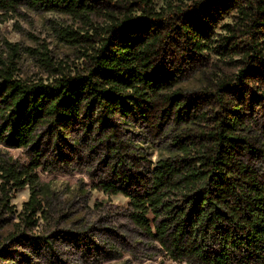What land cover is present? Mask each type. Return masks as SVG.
Here are the masks:
<instances>
[{"label": "trees", "instance_id": "obj_1", "mask_svg": "<svg viewBox=\"0 0 264 264\" xmlns=\"http://www.w3.org/2000/svg\"><path fill=\"white\" fill-rule=\"evenodd\" d=\"M143 1L144 15L119 18L107 13L112 23L99 36L98 47H87L94 51L85 54L92 62L87 75H65L56 69L61 77L50 83L22 80L14 61L0 57V144L34 154L33 165L20 170L3 161L1 177L16 187L30 184L25 206L34 212L39 205L35 170L45 145L67 140L78 128L103 132L113 127V120L140 110L142 103L164 104L162 115L174 116L182 126L169 155L148 166L140 190L128 192L111 183L103 188L129 197L131 221L173 260L264 264L260 163H264V133L259 131V110L264 108V0H195L167 14L149 7L150 0ZM22 8L91 22L104 6L97 0H0V12ZM226 18L233 22L225 23ZM221 26L225 33L213 37ZM60 34L70 43L96 42L69 29ZM180 44L187 66L157 64L161 53ZM210 47L221 60L237 57L240 73L235 81L226 76L208 89L216 98L210 112L191 110L183 84L189 70L210 64L202 59ZM113 144L118 151L120 147ZM110 157L107 153L105 159ZM3 228L0 225V237ZM33 246L41 245L34 240Z\"/></svg>", "mask_w": 264, "mask_h": 264}, {"label": "rangeland", "instance_id": "obj_2", "mask_svg": "<svg viewBox=\"0 0 264 264\" xmlns=\"http://www.w3.org/2000/svg\"><path fill=\"white\" fill-rule=\"evenodd\" d=\"M194 1L150 0L149 7L167 14L178 7H189ZM143 2L97 0L104 8L91 22L45 10L22 8L9 14L2 11L0 57L7 63L14 61L17 76L22 80L42 79L50 83L61 77L62 73L57 74L56 69L65 75H87L92 66L85 55L87 47L91 44L98 47L99 36H104V30L112 23L107 13L119 18L125 14L141 16L145 14ZM224 22L233 20L226 18ZM64 29L88 35L96 42L82 46L66 42L60 34ZM224 33L221 26L215 29L213 37ZM213 47L207 48L202 56L210 64L194 72L189 70L188 80L183 84L182 92L191 97L185 100L192 103L191 110L202 108L210 112L216 98L214 90L208 89L226 76L235 81L240 73L237 57L221 60ZM182 48L180 44L161 53L157 64L187 66ZM47 57L49 61L45 60ZM164 108V104L142 103L140 110L135 109L127 118L113 120V127L103 132L87 133L86 128H78L65 141L44 144L39 158L41 165L35 170L39 205L34 212L25 206L31 197L30 184L25 187L7 184L0 171V225L4 227L0 264H187L173 260L159 243L139 231L130 219L129 197L103 188L105 183H111L128 192L140 190L147 180L148 166L169 155L173 138L182 132V126L174 116L170 119L162 115ZM259 122L262 129L259 131L264 133V108L259 110ZM114 142L120 147L118 151ZM107 153L113 157L105 159ZM33 155L30 149L0 144V165L7 161L20 170L33 165ZM260 163L264 175V163ZM116 165L124 166L120 169ZM33 239L40 242L39 248L33 246Z\"/></svg>", "mask_w": 264, "mask_h": 264}]
</instances>
